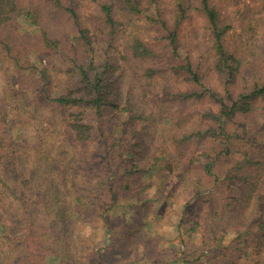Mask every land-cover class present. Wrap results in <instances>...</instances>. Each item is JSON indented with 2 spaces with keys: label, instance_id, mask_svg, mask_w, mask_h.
<instances>
[{
  "label": "trees",
  "instance_id": "obj_1",
  "mask_svg": "<svg viewBox=\"0 0 264 264\" xmlns=\"http://www.w3.org/2000/svg\"><path fill=\"white\" fill-rule=\"evenodd\" d=\"M91 1L84 15V0H0V54L22 78L0 98V264H113L104 253L127 224L146 264L262 255L264 0L242 2L234 39L216 0ZM165 120V134H145ZM181 178L164 247L142 229L144 189L155 186L158 212Z\"/></svg>",
  "mask_w": 264,
  "mask_h": 264
},
{
  "label": "rangeland",
  "instance_id": "obj_2",
  "mask_svg": "<svg viewBox=\"0 0 264 264\" xmlns=\"http://www.w3.org/2000/svg\"><path fill=\"white\" fill-rule=\"evenodd\" d=\"M24 3H40L41 0H22ZM86 1L83 5L84 6V15L90 12H94L95 10V3L92 2L91 0H84ZM103 1V0H100ZM217 2H219L220 7L223 10H226V15H229V19L232 21L233 26H234V31H236V34L232 35L231 37L237 38L238 33H239V28L238 26L240 25V13L242 12V2H245L246 0H216ZM228 13V14H227ZM259 15L258 13L256 14V16ZM262 16H264V12L262 13ZM19 26H21L20 28V32H23L25 30H30L32 27L29 26V19H23L20 18L19 19ZM50 22H55V20L51 17ZM133 23L135 26H140V22L139 20H133ZM200 23V20L198 22V24ZM127 30H129V27H127ZM16 33V34H12V37H14V41L19 40L22 37V33ZM142 37L146 40H153V36L155 35L153 31H144V29H142ZM262 33L258 32L254 38H258L259 41L262 40ZM6 39L12 41L9 44L11 46H13V39L11 38V36L9 35V33H6ZM121 49V47L119 48ZM31 62L32 64L38 66L39 62H38V56L36 53H33L31 56ZM40 61V60H39ZM14 61L12 59L6 58L4 56H2L0 54V98H4V88L6 89L7 87H13L15 83H19L21 82L22 78H21V72H17V71H13L14 68H12V66H14ZM17 72V73H15ZM7 73V74H6ZM124 81H126V79H124ZM27 87V91L30 92V95H34L33 93V88H29V86L25 85ZM128 88L126 87V85L122 84V87L120 88V92H121V99L119 100V105H123V100H125V95H126V90ZM17 102V101H16ZM168 123V120H165V125H163L162 123L156 124L153 123L151 124V127H149V131L148 128L145 131V134H149L150 131L152 130V128L156 127V126H162L161 128H165L166 125ZM24 128V127H23ZM136 129H139V126H135ZM146 128V127H145ZM20 129H22L20 127ZM27 132L26 134H30L32 133V128H28L26 129ZM167 127L166 129L163 131V134L166 133ZM203 148H199L197 149L195 154H199L200 152H202ZM159 170L160 167H155V171ZM185 179V177H183ZM186 181L179 179V181L175 182V189L174 192L172 194V197H169L163 205V208L160 211H156L155 212V207H157L158 205V199H156L154 196L155 194V186H149V187H145L144 189V197L148 198L149 201V205L148 208L145 210L144 212V220L146 221V223L143 224V231L154 235V236H158L159 241L158 244H161L162 246H170L171 244V238H173L174 233H175V226L174 224L176 223L177 217H176V213H178L179 211H182V204L185 202L184 198H187V190L184 188V183ZM136 200V199H134ZM132 200V202L134 201ZM135 202H139V201H135ZM114 214L121 219L126 221L131 220V216L133 215L131 212H128V210H126L125 208H123L122 206L117 207L116 209L113 210ZM114 222L117 220L112 219ZM126 227H130L128 224L126 225ZM125 229L122 231V235L119 238L118 236H116V240L115 243L112 244V246L110 247V249L107 250V253L105 252L104 255H106V261H111V259H109V255H113L114 259L112 261L113 264H126V263H134L135 264H146V260H142V258L140 257V254L137 257V254L134 251H140V249L142 250V248L139 249L138 246H136L134 248V246H131V243L133 241V237H132V233L134 231L130 230H126ZM136 229L134 230H139L140 225H135ZM122 228V226H121ZM131 228V227H130ZM90 230H87V233L89 235V239L92 241H94L96 239V235L91 234ZM104 233H101L100 235V239L99 242L97 241V244L99 247L104 246V244L106 242L103 241L104 237ZM120 241V242H119ZM142 245V243H140ZM144 246V244H143ZM133 249V250H132ZM233 252V251H232ZM231 254H227L226 255V259L224 260L223 264H264V253L261 255H257L255 254L253 249H249L248 250V254L246 255H242L239 252L236 253H232ZM239 254V255H238ZM48 261L50 263L54 262V259L51 257L48 259ZM169 264H179L177 261H173L172 263L170 262Z\"/></svg>",
  "mask_w": 264,
  "mask_h": 264
}]
</instances>
